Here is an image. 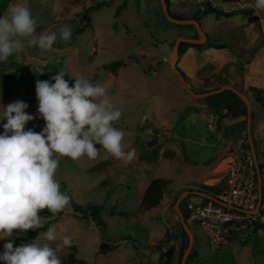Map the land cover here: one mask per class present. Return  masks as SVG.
Segmentation results:
<instances>
[{"label":"rangeland","instance_id":"rangeland-1","mask_svg":"<svg viewBox=\"0 0 264 264\" xmlns=\"http://www.w3.org/2000/svg\"><path fill=\"white\" fill-rule=\"evenodd\" d=\"M103 1L108 3L93 10L90 20L83 17L87 8ZM18 3L28 6L38 18L40 25L35 35L54 31L58 39L50 50L28 46L25 40V49L8 58L16 65L0 66V106L18 100L27 103L25 112L34 119L25 125V130L40 132L44 121L38 113L36 81L54 83L51 77L59 71L66 73L64 78L70 86L77 77L87 78L102 85L111 102L122 112L114 127L124 132V151L134 149L135 156L125 162L100 145H96L99 154L94 160L85 156L73 161L57 156L56 179L61 191L71 201L84 206L91 203L102 206L106 229L94 222L90 212H77L70 203L61 213L50 212L42 217L44 224L57 218L55 241H36L48 229L36 236H30V230L24 233L14 230L13 237L0 239V253L9 239L14 247L40 242L56 249L62 244V237L69 235L77 248V259H83L86 264H181L189 237L174 205L181 193L197 191L201 183L217 186L222 191L229 189L231 173L227 170L233 157L224 158L237 150L232 146L235 139L231 138L230 129L224 130L230 116L218 121L220 115H230L228 109L224 110L226 105L215 111L209 106L208 97L190 95L168 63L177 37H200L197 29L168 20L160 0H13L0 17ZM122 3L125 8L117 15ZM213 3V7L225 11L237 6L235 0ZM169 10L180 18H197L207 34L202 44L188 43L178 59L190 86L198 92L220 87L228 83L225 81L229 77L244 76L248 71L246 62L264 46V20L249 25L247 16L241 13L218 18L213 12L204 16L203 11L194 14L196 9L180 13L169 6ZM61 25L71 27L70 42L59 39ZM224 42L228 47L214 45ZM244 45H249L248 52ZM233 54L239 60L225 63ZM116 60H123L125 66L115 71L106 68ZM38 73L43 78L37 79ZM2 124L0 121V134L4 131ZM254 144L257 158L264 165V151H258L255 140ZM242 146L245 158L249 156V163L254 167L247 136ZM217 162L221 163L213 170L217 166L213 163ZM223 172L227 176H222ZM156 177L170 182L163 188L160 204L146 209L142 196ZM254 180L257 184V175ZM201 200L200 195L192 192L180 205L194 234L186 264H264V228L258 225L252 231L241 230L227 243L213 247L199 223L191 219V207ZM102 242L111 246L106 253L100 252ZM172 245L175 247L172 260L165 263L161 252ZM72 250V246L57 250L61 264Z\"/></svg>","mask_w":264,"mask_h":264},{"label":"clouds","instance_id":"clouds-1","mask_svg":"<svg viewBox=\"0 0 264 264\" xmlns=\"http://www.w3.org/2000/svg\"><path fill=\"white\" fill-rule=\"evenodd\" d=\"M254 7L264 11V0H255ZM40 25L30 8L16 4L0 17V62H7L14 53L28 46L50 50L57 41L54 31L35 35ZM59 39L70 42L72 29L61 25ZM66 73L57 72L49 80H37L35 92L38 113L44 121L40 132L25 130L34 119L25 112L28 104L15 101L0 106V239L11 238L14 230L27 232L43 227L39 213L48 210L53 215L70 205L71 197L61 191L56 179L57 156L73 161L83 157L96 159L100 145L107 153L125 162L135 156V150L124 151V132L114 127L122 112L111 102L107 90L84 77L75 78L73 86L65 80ZM57 228L51 225L36 241H55ZM71 247L72 237L64 235L56 249L49 243H23L14 247L9 239L3 245L0 261L5 264H61L60 247Z\"/></svg>","mask_w":264,"mask_h":264},{"label":"crops","instance_id":"crops-1","mask_svg":"<svg viewBox=\"0 0 264 264\" xmlns=\"http://www.w3.org/2000/svg\"><path fill=\"white\" fill-rule=\"evenodd\" d=\"M214 1L216 0H170V6L173 7L175 11H178L180 13L189 12L190 10L194 11V9H196L194 12L195 14L197 11L201 12L204 10V4L211 2L213 3ZM221 1L222 0H219L218 2H214V3L220 4ZM235 4L237 5L236 8L231 10L250 9L253 10V15H257L259 17L258 21L262 22V20H264L262 16V14H264V11H259L254 7L255 0H235ZM190 5L191 7H188ZM235 15H239V14H235ZM235 15H232L230 17H234ZM246 20L249 23V25L253 23L249 21L248 18ZM262 37L264 40V22H262ZM223 44L224 47H228V44L226 42H224ZM248 46L249 45L246 46L244 45L246 52H248L249 49ZM230 50L232 51V49ZM237 60H239V57L233 54V56L230 57L229 59H225V63L228 62L231 63ZM250 60H253L254 63ZM250 60L246 62V64L248 65V71L244 72V76H242V74H239L236 75L235 78L229 77L227 78L229 80H226L225 82H228L229 84L233 83L232 85L238 87L241 91L245 92L249 96L252 102V109H253V118L251 124L252 136L253 139L255 140L258 151H264V106H262L260 101H258V98L254 97V94L251 91V88L255 87L264 92V46H262V50L255 52L253 58ZM217 94L219 96L213 94L215 95V97H212V99H211L212 95L208 96L207 102L209 103V106L213 107L215 111L217 108L224 105L226 106L228 105L230 107V117L228 118L227 123L224 125V130L227 129L228 131L230 129L231 133L233 134L231 138L235 139L234 144L232 146H234L237 149L234 152L228 154V156L224 158L226 159L229 156L233 157L232 160L228 162V166L230 168L227 171L230 172L231 168L234 166V162L239 157H245V152H244L245 150L242 145L244 142V137L246 136L248 137L247 114H246L247 107L245 103L242 101V99L238 95H236L233 91L224 90ZM224 110H227V108ZM245 130L247 134H243ZM220 163L221 162L219 163L217 162V164L213 163V165H217L214 166L213 170H215ZM221 175L227 176L225 172H223Z\"/></svg>","mask_w":264,"mask_h":264},{"label":"built area","instance_id":"built-area-1","mask_svg":"<svg viewBox=\"0 0 264 264\" xmlns=\"http://www.w3.org/2000/svg\"><path fill=\"white\" fill-rule=\"evenodd\" d=\"M249 162V156L238 158L234 162L230 170L229 189L216 196L218 199L246 209L256 208L258 201V186L254 180L256 169L255 165L251 167ZM201 197L202 200L191 207V219L199 223L213 247L227 243L232 235H237L241 230L252 231L258 225H264V200L259 213L248 214L229 208L211 198Z\"/></svg>","mask_w":264,"mask_h":264},{"label":"trees","instance_id":"trees-1","mask_svg":"<svg viewBox=\"0 0 264 264\" xmlns=\"http://www.w3.org/2000/svg\"><path fill=\"white\" fill-rule=\"evenodd\" d=\"M13 0H0V16L7 10L9 4L12 2ZM168 3V6H170V0H166ZM108 2L103 1L100 3H97L96 5H92L89 8H87L84 12L83 17L86 19L90 20V13L93 10L99 9L101 8L103 5L107 4ZM205 9L203 10V14H207L208 12H213L216 14V17H220V16H226V17H230L232 15L235 14H244L247 16L248 20L251 22H255L259 20V17L257 15H253V10L250 9H236V10H231V11H225V10H220L217 9L216 7H213V5H211V3H206L205 4ZM125 8V3H122L119 5L116 14L119 15L121 13V10ZM173 17L176 18H180L176 15H173ZM195 18V17H193ZM188 45V43L186 42H181L180 44V54L183 52V49ZM198 45V44H196ZM214 45L216 47H222L224 44H219V43H214ZM13 61H7L5 62H0V66L1 67H6L8 65L11 64H15L16 63H12ZM125 66V62L123 60H116L110 64L106 65L107 69H110L112 71H115L116 69ZM184 74V72H183ZM185 75V74H184ZM37 79H41L43 78L41 76V74H37L36 75ZM74 85V80L71 81V86ZM254 96L256 98H258V101H260V103L262 104V106H264V92L258 88H251ZM226 108L230 111V107L227 105ZM247 114V113H246ZM230 116L229 114H225V115H220L219 120ZM6 121H3V123ZM219 126L220 128H222L221 126V122H219ZM243 134H247L246 130ZM260 167L263 171L264 169V165L262 163H260ZM169 179H165L162 177H156L154 179L151 180V182L147 185L143 196H142V205L146 208V209H151L153 207H156L160 204L162 198H163V188L166 187L169 184ZM197 191H202L206 194L209 195H213V196H218L219 194H221L222 189L217 187V186H212V185H207L204 183L199 184V188L197 189ZM263 199H264V190H263ZM73 209L77 212L80 213H86V212H90L92 215V218L94 220V222L100 226V228L106 229V222L102 217L101 211H102V206L97 205V204H88L86 206L79 204L75 201H71L70 202ZM90 210V211H89ZM62 212V211H61ZM60 212V213H61ZM50 214V212L48 210H43L39 213V215L41 217H46ZM56 219H51L48 222H46L43 227L37 228L35 230H30L29 231V235L30 236H36L38 235L41 231L43 230H47L49 226L54 225L56 223ZM261 226V225H260ZM261 227L264 228V225H262ZM111 248L110 245H108L105 242H102L100 245V252L101 253H106L107 250H109ZM72 252H70V254L68 255V258L64 261L63 264H86L85 261L83 259H77L76 254H77V248L72 245ZM175 247L172 245L167 251H162L161 252V259L164 260L165 263H169L172 260L173 257V253H174ZM192 255V254H191ZM190 255V256H191ZM166 258V259H165Z\"/></svg>","mask_w":264,"mask_h":264},{"label":"water","instance_id":"water-1","mask_svg":"<svg viewBox=\"0 0 264 264\" xmlns=\"http://www.w3.org/2000/svg\"><path fill=\"white\" fill-rule=\"evenodd\" d=\"M160 2H161L163 12H164V14L168 20H170L174 23H177V24H181V25H193L197 29L198 34L200 35V37H186L183 35H179L175 41V44H174L172 51L168 55V63L171 65L174 73L176 74V76L178 77V79L180 80L182 85L184 86L185 90L195 98H205V97H208L210 95L222 92L224 90H230V91H233L236 95H238L242 99V101L245 103V105L247 107L248 141H249L251 154L253 157V161H254V165H255V169H256V174H257L258 201H257V206L255 209H246L243 207H238L236 205L224 202L221 199H218L217 197H215L213 195L206 194L202 191L185 190L183 193H181V195L178 197V199L174 205V208H175L176 213L180 217V221H181V224L183 226V229L185 230L186 234L189 237V245H188L187 250L184 253V256H183L182 262H181V264H186L188 255L190 254V252L193 248V245H194V234H193V231H192L191 227L189 226L188 222L186 221L183 212L181 211V206H180L181 201L183 199H185L186 196L190 195L192 192H195L200 196L211 198V199H213L219 203L224 204L225 206H227L229 208L236 209V210H239V211L244 212V213H248V214L259 213L262 202H263V171L260 167V162L257 158V151L255 148L254 139L252 136L251 124H252V118H253V109H252V102H251L249 96L245 92L241 91L238 87H236L232 84H229V83H225L220 87H217V88H214V89H211L208 91H201V92L196 91L195 89H193L190 86L186 76L183 74L182 69L178 65V59L180 57V44H181V42H186V43H191V44H202L203 41L207 39V34L203 30L201 23L197 18H176V17H173L172 14L170 13L167 1L166 0H160Z\"/></svg>","mask_w":264,"mask_h":264}]
</instances>
